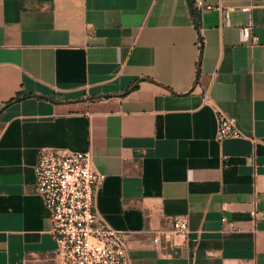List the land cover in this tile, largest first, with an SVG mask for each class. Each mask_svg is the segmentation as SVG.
<instances>
[{"label": "crops", "instance_id": "0c3cea01", "mask_svg": "<svg viewBox=\"0 0 264 264\" xmlns=\"http://www.w3.org/2000/svg\"><path fill=\"white\" fill-rule=\"evenodd\" d=\"M201 1L197 29L189 0H0V264L55 248L42 148L90 149L131 264H264V3ZM214 106L241 137L217 141ZM174 216L177 255L151 240Z\"/></svg>", "mask_w": 264, "mask_h": 264}, {"label": "built area", "instance_id": "2783aa9c", "mask_svg": "<svg viewBox=\"0 0 264 264\" xmlns=\"http://www.w3.org/2000/svg\"><path fill=\"white\" fill-rule=\"evenodd\" d=\"M204 5L201 0H193L196 10ZM241 34L257 41L250 24L241 28ZM214 109L217 141L241 137L236 118L215 106ZM34 173L35 189L48 211L50 233L55 241L45 264H131L128 233L110 227L96 211L95 196L104 175L93 169L90 149L73 152L42 148ZM252 214L257 216V212ZM222 221L234 229L233 222L226 218ZM189 231L187 217L174 216L170 227L156 229L151 240L160 250L177 255L180 244L176 239H186Z\"/></svg>", "mask_w": 264, "mask_h": 264}, {"label": "trees", "instance_id": "16d2710c", "mask_svg": "<svg viewBox=\"0 0 264 264\" xmlns=\"http://www.w3.org/2000/svg\"><path fill=\"white\" fill-rule=\"evenodd\" d=\"M189 4H190V7H191V12H192V15H193V18H194V21H195V25H196V28L198 29V27H199V24H198V22H197V11H196V9L192 6V4H193V0H189ZM201 41V40H200ZM202 44L200 43V52L202 51ZM132 88H134V85L133 86H131V87H129V88H127L126 89V91L125 92H127V91H129L130 89H132ZM27 97V96H30V95H24V97ZM38 98H43V99H48V98H46V97H43V96H37ZM22 98V96H17L16 98H14V99H12L10 102H13V101H18V100H20Z\"/></svg>", "mask_w": 264, "mask_h": 264}]
</instances>
